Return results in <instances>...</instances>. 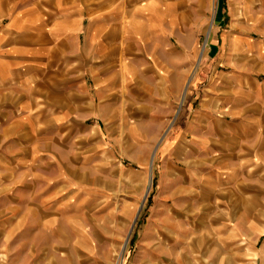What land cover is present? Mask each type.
<instances>
[{
    "label": "crops",
    "instance_id": "0c3cea01",
    "mask_svg": "<svg viewBox=\"0 0 264 264\" xmlns=\"http://www.w3.org/2000/svg\"><path fill=\"white\" fill-rule=\"evenodd\" d=\"M212 1L0 0V163L31 167L54 123L106 120L118 80L127 96L144 79L139 40L175 98L209 18L204 86L173 147L189 162L178 233L194 237L178 264H242L246 239L264 233V0Z\"/></svg>",
    "mask_w": 264,
    "mask_h": 264
},
{
    "label": "rangeland",
    "instance_id": "374dc122",
    "mask_svg": "<svg viewBox=\"0 0 264 264\" xmlns=\"http://www.w3.org/2000/svg\"><path fill=\"white\" fill-rule=\"evenodd\" d=\"M208 22L175 98L171 75L164 81L156 70L147 73L157 66L147 56L152 43L134 41L144 79L134 80L127 96L118 80L116 98L102 107L106 120L54 123L38 139L31 167L0 163V264H178L180 242L189 256L194 237L183 241L178 233V212L190 210L179 171L189 162L173 147L179 119L197 109L192 100L204 86ZM141 30L134 25V34ZM260 236L259 243L246 239L242 264H264Z\"/></svg>",
    "mask_w": 264,
    "mask_h": 264
},
{
    "label": "bare ground",
    "instance_id": "6f19581e",
    "mask_svg": "<svg viewBox=\"0 0 264 264\" xmlns=\"http://www.w3.org/2000/svg\"><path fill=\"white\" fill-rule=\"evenodd\" d=\"M202 57V56H201ZM151 183H152V173H151V176H150V184H149V189L151 188Z\"/></svg>",
    "mask_w": 264,
    "mask_h": 264
}]
</instances>
